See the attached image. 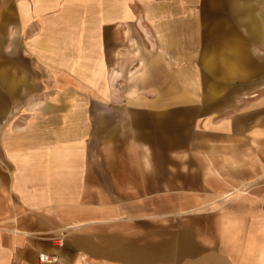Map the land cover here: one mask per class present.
<instances>
[{
	"label": "crops",
	"instance_id": "1",
	"mask_svg": "<svg viewBox=\"0 0 264 264\" xmlns=\"http://www.w3.org/2000/svg\"><path fill=\"white\" fill-rule=\"evenodd\" d=\"M140 2L129 83L127 1L0 0V264H264V0L230 1L218 81L197 17Z\"/></svg>",
	"mask_w": 264,
	"mask_h": 264
},
{
	"label": "rangeland",
	"instance_id": "2",
	"mask_svg": "<svg viewBox=\"0 0 264 264\" xmlns=\"http://www.w3.org/2000/svg\"><path fill=\"white\" fill-rule=\"evenodd\" d=\"M112 2L115 0H111ZM127 1V5L130 7L126 10L128 13L129 18H131L130 21H128V24H121L119 25V29H117L118 36L121 37L124 36L125 41H123V45L121 41H118L120 43V47L122 49H129L131 50L132 57L129 58V71L128 73H114V78L120 77L122 81L124 82L128 81L129 83H136L140 82L142 78V74L139 70L140 66V49L141 44L143 43V46L145 48L146 44L148 42V47L151 52L153 49H157L156 41L153 40L155 38L153 35H155V31L152 30V25H148L147 23H150L148 19L152 17H156L154 14L157 10H146L145 8H142V4L140 0H125ZM157 0H148L149 3H155ZM178 4H174L175 6H169L167 8L165 13H170V16L173 17H180V16H188L191 14V16H196L198 19L197 24V31H198V45H203V47H206V44L210 47L208 48L210 51L209 54L212 52V56L210 57V60L213 61V81H218L220 78H228V79H235L236 74H224L221 73L219 70H221V66L216 61L219 57L218 55L221 54H229L231 55L232 50L224 48L227 43H234L232 42V39H234L233 36V28H235L234 25H232L231 16H234L235 11L229 8L230 1L231 0H192L196 2V8H188V4H186L184 7L181 2L185 0H176ZM189 1V0H186ZM176 2V3H177ZM126 3V2H125ZM104 9H102L103 12ZM114 12V10H111ZM154 12V13H153ZM211 18V19H210ZM149 33L150 38L152 40L149 41H143L142 36L147 37V34ZM122 38V40H123ZM246 52L248 50V42H246ZM198 46V55H197V67L195 72H190V74H175L174 79H180L186 80V85L196 86L197 91H204V84L205 81L208 80V74L206 75L203 71L201 72V69L203 68V65L205 63L204 57L200 56V52L203 51L199 49ZM204 53V52H203ZM200 63L202 64V68L199 66ZM181 76V77H180ZM190 82V83H189ZM189 83V84H188ZM196 91V89L194 88ZM150 95L156 94V91L150 90Z\"/></svg>",
	"mask_w": 264,
	"mask_h": 264
},
{
	"label": "built area",
	"instance_id": "3",
	"mask_svg": "<svg viewBox=\"0 0 264 264\" xmlns=\"http://www.w3.org/2000/svg\"><path fill=\"white\" fill-rule=\"evenodd\" d=\"M264 200V195H263ZM62 240H58V244H61ZM60 262V257L57 254L40 252L39 253V264H58Z\"/></svg>",
	"mask_w": 264,
	"mask_h": 264
}]
</instances>
